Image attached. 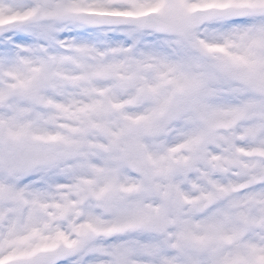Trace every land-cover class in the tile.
I'll use <instances>...</instances> for the list:
<instances>
[{"label": "snow or ice", "instance_id": "obj_1", "mask_svg": "<svg viewBox=\"0 0 264 264\" xmlns=\"http://www.w3.org/2000/svg\"><path fill=\"white\" fill-rule=\"evenodd\" d=\"M0 264H264V0H0Z\"/></svg>", "mask_w": 264, "mask_h": 264}]
</instances>
